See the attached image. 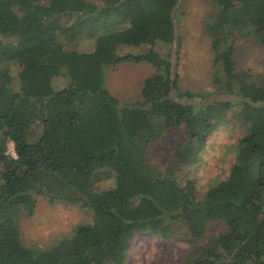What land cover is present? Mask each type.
<instances>
[{"label":"trees","instance_id":"obj_1","mask_svg":"<svg viewBox=\"0 0 264 264\" xmlns=\"http://www.w3.org/2000/svg\"><path fill=\"white\" fill-rule=\"evenodd\" d=\"M218 2L206 31L221 73L213 92H192L178 90L170 56L178 0H0V33L16 36L0 44V264H123L142 232L192 241L183 264H264V77L237 71L232 45L235 33L264 44V0ZM141 36L149 45L117 61L155 72L139 101L121 104L104 87L110 60L78 43L120 48ZM12 63L21 65L16 74ZM58 76H68L66 86L46 94V81ZM218 101L246 132L233 145L228 175L199 192L192 179L178 178L175 155L203 146L221 120L209 106ZM181 127L186 139L174 145L172 165H152L149 146ZM107 179H122L123 188H107ZM38 196L81 203L91 215L51 247L24 254L16 248L18 218ZM194 218L225 230L194 232Z\"/></svg>","mask_w":264,"mask_h":264},{"label":"rangeland","instance_id":"obj_2","mask_svg":"<svg viewBox=\"0 0 264 264\" xmlns=\"http://www.w3.org/2000/svg\"><path fill=\"white\" fill-rule=\"evenodd\" d=\"M220 11L218 0H178L176 10V38L170 46L171 62L177 65L179 74L178 90L192 92L214 91V74L221 68L213 64L211 36L206 27ZM13 30L0 33V44L14 42ZM148 38L141 36L140 44L120 48H97L91 39H80L78 50L94 52L106 56L110 63L102 66L104 87L117 98L121 104L139 101L143 81L155 72V68L145 62L117 61V57L125 54H137L146 48ZM233 61L237 71H249L255 77H264V44H259L249 36L241 33L233 34ZM156 47L162 50L161 44ZM21 68L19 63L8 65V69L16 74ZM68 76H58L46 81V94L60 90L66 86ZM224 99V98H220ZM210 108L222 111L221 120L206 137L203 146L190 153L175 155L180 180L190 178L199 192L206 191L228 175L234 160L233 145L246 132L245 126L234 117L228 104L211 102ZM186 139L184 129H167L161 138L153 142L147 149V157L152 165L164 169L172 165L173 148ZM8 151H13V144H8ZM111 188L115 185L122 189V179L105 182ZM105 186V185H104ZM90 211L81 203L50 202L46 197H36L31 213H22L18 218L20 231L17 250L26 254L28 250H45L59 239L71 235L74 228L89 221ZM192 230H205L207 236L219 234L225 230L220 221L192 219ZM180 235L185 234L180 230ZM205 241V240H204ZM192 241L177 239L176 235L165 238L161 235L142 232L136 234L126 251L123 264H183L191 250ZM203 243V241L197 242Z\"/></svg>","mask_w":264,"mask_h":264},{"label":"built area","instance_id":"obj_3","mask_svg":"<svg viewBox=\"0 0 264 264\" xmlns=\"http://www.w3.org/2000/svg\"><path fill=\"white\" fill-rule=\"evenodd\" d=\"M8 153L10 154V155H12V156H15V153H14V151H8Z\"/></svg>","mask_w":264,"mask_h":264},{"label":"clouds","instance_id":"obj_4","mask_svg":"<svg viewBox=\"0 0 264 264\" xmlns=\"http://www.w3.org/2000/svg\"><path fill=\"white\" fill-rule=\"evenodd\" d=\"M14 151V150H13Z\"/></svg>","mask_w":264,"mask_h":264}]
</instances>
